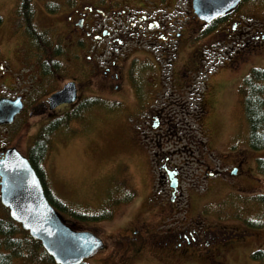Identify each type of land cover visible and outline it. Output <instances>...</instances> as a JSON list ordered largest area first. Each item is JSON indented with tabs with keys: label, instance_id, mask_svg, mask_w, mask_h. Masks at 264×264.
Returning a JSON list of instances; mask_svg holds the SVG:
<instances>
[{
	"label": "rangeland",
	"instance_id": "obj_1",
	"mask_svg": "<svg viewBox=\"0 0 264 264\" xmlns=\"http://www.w3.org/2000/svg\"><path fill=\"white\" fill-rule=\"evenodd\" d=\"M17 1L0 0V45L6 48L11 63L17 69L20 66L24 77L30 68L25 54L28 50L24 48L31 46L25 34L23 38L27 42L24 44L17 43L14 36L19 25L15 12ZM103 1L36 0L33 18L40 30L48 31L51 42L61 49L56 56L60 65L53 71L50 87L51 91L63 87L53 95L64 90L70 78L78 76L76 67L81 62L93 60L92 63L100 67L92 81L95 91L86 95L85 100L102 104L93 106L87 113L83 111L85 116L80 113L75 120L64 119L65 123L51 132L50 141L47 139L50 149L44 162L45 185L71 210L94 212L111 206L113 217L102 221H80L61 213L62 219L73 229L93 232L104 242V247L83 263L259 264L252 253L264 248V225L250 226L242 217L245 215L241 213L238 217L236 210L241 208L248 213L246 209L252 205L250 198L264 195V173L257 168V160L264 158V148L253 149L249 144L250 128L240 93V85L249 72L253 68L264 69V0H241L235 4L233 9L244 2L238 10L243 11V18L234 22L231 37L225 36V42L219 40L220 37L216 42L205 40L202 44L207 46L199 47L198 51L180 45L181 59L175 60L172 54L161 58L158 64L144 53L136 55L148 47L145 40L120 46L121 56L113 69L124 74L132 58H137L132 83L134 77L140 82L147 80L154 89H159L157 98L152 97L154 90L143 84L142 88L134 87V91L142 90L145 95L129 97V78L124 79L120 90L109 88V79L102 76L105 66H111V40L91 46L94 55L79 47V32L70 36L77 24L69 25L68 11L76 6L96 4L106 11L112 9L111 13L127 8L113 5V0L103 5ZM137 1L138 5H134L139 7L141 15H149V18L156 15L152 11L146 14L142 0ZM156 3L160 5V0ZM49 6L57 9L49 11ZM176 6L192 16L191 0H178ZM161 7L156 10L157 14ZM117 16L115 22L111 16L108 19L99 12L86 25L92 31L114 27L128 31L134 14L130 11ZM180 22L187 29L201 27L198 18ZM84 44L89 45L87 40ZM213 44L211 48L209 45ZM201 50L206 51L209 58L205 63L200 61ZM89 55L94 58H88ZM44 81L36 79L38 85ZM64 102L52 107L49 99L50 111L42 114V110H38L35 118L38 133L43 125L55 121L60 114L66 115L64 108H56ZM154 115L159 117V122L155 123ZM36 131L31 127V132L24 136L20 145L23 152L28 145L25 140L30 144ZM165 171L170 173V178L164 187L162 174H166ZM180 187L182 191L178 195ZM6 214L0 209V217ZM219 228L223 231L219 233L220 240L212 239L198 249H174L175 241L166 240L178 233L184 237V232H188V238L203 233L209 239L217 235ZM130 235L139 240L143 237L137 249L126 245L132 243L125 239ZM33 254L36 259H46L41 251ZM40 260H15L13 264H38ZM42 264L59 263L53 258Z\"/></svg>",
	"mask_w": 264,
	"mask_h": 264
},
{
	"label": "flooded vegetation",
	"instance_id": "obj_2",
	"mask_svg": "<svg viewBox=\"0 0 264 264\" xmlns=\"http://www.w3.org/2000/svg\"><path fill=\"white\" fill-rule=\"evenodd\" d=\"M107 0L103 1V5L106 4ZM134 1V2H133ZM178 0H160V5L156 3V0H149V5H146L143 0L140 1V3L143 2V7L146 9V14L149 11H152L156 13L155 16H152L149 18V15H141V11L139 7L134 5H138L137 0H113V5H126L127 8H119V11L111 13L113 10L101 8L99 5H90L86 6L84 4L80 6H76L68 11V18H69V25L71 27L75 26L77 24V27L73 29V32L71 31L70 36L73 37L74 34L77 32L80 33V48L82 50H88L94 52L91 46H96L97 43L102 40H108L107 42L110 43V40L112 42L113 46V52H111L109 59L111 61V66L106 65V71H104V78L109 79L110 85L109 88L118 91L122 88V83L125 81L124 79L129 78V97H136L139 98L143 94L142 90H140L138 93L134 91L135 88H142V84L148 86V89L154 90L152 93L153 98H157L159 89H154L151 83H147V80H141L139 81L138 77H134L133 80V74H135L134 70V62L137 60V58H132L131 60V66L128 67V71L126 70L124 74L119 70L113 69L117 66L118 59L120 58V46H124L126 43H137L141 40H145L148 42V47L146 50H140V53L136 55H141V53H144L149 59H153L160 64V59L163 58H169L172 54L175 56V60L181 59L180 56V48L181 45L185 48L198 51V48L204 49L207 45L202 44L203 41H215V39L218 37L219 40L225 42V36L231 37L232 35V29L234 28V22H240V18H243V14H241V11H238L243 1L240 3V6L232 8V10L229 12V10L225 13V10L223 13H220L219 16L216 15V17L213 19L212 22H206L205 19H202V17L199 16L198 12L195 9V0H191V9H192V16H188V14L183 13L182 10H180L181 7L176 6ZM190 1V0H188ZM214 1V0H212ZM219 1V0H217ZM187 2V0H186ZM129 4H131L129 6ZM159 6H162L161 12L157 14L156 10ZM87 7V8H86ZM98 8H100L102 11H100ZM247 8V7H245ZM95 9V10H94ZM238 12H235V11ZM131 11V13L134 14V17L129 23V29L126 32H123L119 30V28L114 27L112 30L102 29L100 31H92L90 29V26L87 27L86 23L89 22L94 14L99 15V12H102L105 17L108 16V19L114 20L117 22L118 16L121 14H127ZM140 11V12H139ZM180 11V12H179ZM111 14V15H108ZM188 16V17H187ZM215 16V15H213ZM132 17V16H131ZM237 17V18H236ZM142 18V19H141ZM192 18H198L200 19L201 27L199 29H187L185 26L183 27V24L180 21H189ZM188 19V20H187ZM111 24V22H109ZM90 24V23H89ZM140 24V25H139ZM20 29L17 27V32L14 33L15 38H17V43L21 42L20 44H24V42H27L24 40L23 36V29L24 26L21 24L18 25ZM19 30V31H18ZM185 32V33H184ZM103 33L105 35H103ZM196 33L195 35H193ZM21 34V35H19ZM226 34V35H225ZM264 34V33H263ZM240 35V34H239ZM9 37V35H8ZM12 37V36H10ZM21 37V39L19 38ZM88 41L89 45L84 44V41ZM219 43H221L219 41ZM211 48H214L213 45H209ZM18 45L16 44V48ZM28 51L25 53L28 58V65H29V71L27 74L23 77L22 76V70L19 66V69H17V66L11 63V58L6 55V48H4V45H0V166H2L10 157V154H13V152L19 153L20 155L23 154L24 157H26L29 160L28 156V150L30 144L25 140L27 148L26 151L23 152L21 149V143L23 142L24 136L28 133V131L31 132V127L35 128V131L37 130V122L36 117L38 115V110L41 109L42 114L45 112H49V97L51 94H53L55 91H59L63 86L59 87L58 89L51 91L50 83L53 79V72L50 74H44L41 69V62L38 60L37 53L33 51L31 47L28 45L24 48ZM133 51V50H131ZM203 55V57H202ZM78 57V56H77ZM88 58L92 59L94 57L87 56ZM208 57L206 56V51L201 50V63H205L208 61ZM72 60V59H69ZM66 61L68 59L66 58ZM91 60L89 63H83L76 67V74L78 75L76 78H70L69 81L74 82L76 89V93L78 94V99L75 101V103H62L58 105L56 108L63 109L65 112H68L72 109H74V105L77 103H81L85 98L86 95H90L91 91H95L92 85V81L94 78L98 76L99 73V65L96 66V64ZM106 64V62H104ZM172 65L173 62H170ZM203 65V64H202ZM196 68V66L194 67ZM200 68H202L200 66ZM132 69V70H131ZM159 69V68H158ZM194 74L197 73L196 70H193ZM130 75V77H129ZM136 75V74H135ZM134 75V76H135ZM40 78L41 81L45 80L44 82H41L39 85L36 82V79ZM93 78V79H91ZM132 79V80H131ZM196 78H194L195 80ZM193 79H190L192 81ZM189 81V82H190ZM118 82V84H117ZM139 83V84H136ZM194 83V82H193ZM117 84V85H116ZM159 85V83H158ZM38 86L39 89H38ZM192 86V85H191ZM191 86L188 88L190 89ZM150 93V92H149ZM39 97V99H38ZM40 101V103H39ZM44 103V104H43ZM39 105H42V108H39ZM55 108V109H56ZM53 110V109H52ZM155 119H157V122H159V117L154 115ZM154 119V120H155ZM153 121V120H152ZM38 130L36 131L34 138L37 137ZM33 136L31 139H34ZM30 164L32 165L31 161L29 160ZM32 167L35 170L36 175L38 176L41 185L43 187L44 193V182L42 181L41 177L38 175L36 168L32 165ZM166 170H168L167 164H165ZM1 170V167H0ZM166 172V171H165ZM166 172V174H162V182L165 183L169 182L170 173ZM181 179V177H180ZM2 186H3V175L0 173V209H8L10 212V209L5 206L2 202ZM181 187L179 188V193L181 194ZM46 195V194H45ZM3 207V208H1ZM208 231V230H206ZM205 231V232H206ZM212 231V230H211ZM134 232V230H133ZM223 231L221 228H219L216 232V236L206 239L203 236V233H201V236L198 235L200 232H196L198 237L196 235H191L190 238H188V232H184L185 239L183 235L182 238H180L179 233L173 234L171 237H168L166 240H171V242L175 241V244L173 245L174 249H186V248H200L199 246L202 244L208 245V243H211L212 239L220 240L219 233ZM232 232V231H231ZM128 241H131L132 243L128 246L134 247L135 249L138 248V244H140L143 241V237L139 240L136 237H133L132 235L127 236L125 238ZM161 241L158 242L160 244ZM167 243V242H166ZM126 246V247H128ZM137 246V247H135Z\"/></svg>",
	"mask_w": 264,
	"mask_h": 264
},
{
	"label": "trees",
	"instance_id": "obj_3",
	"mask_svg": "<svg viewBox=\"0 0 264 264\" xmlns=\"http://www.w3.org/2000/svg\"><path fill=\"white\" fill-rule=\"evenodd\" d=\"M36 0H18L16 3L15 12L19 24L24 26V34L29 39V44L33 51L37 53L38 60L41 62V69L44 74L52 73L58 65L56 56L61 52V49L54 45L51 41V36L48 31H41L37 26V22L33 20ZM58 7V4H57ZM55 8H50L53 11ZM20 27L18 26V29ZM19 31V30H18ZM21 35V34H19ZM60 65V64H59ZM58 65V66H59ZM240 93L243 100L246 117L248 120L250 134L249 144L253 149L264 148V69L253 68L244 78L240 85ZM102 104V102L93 103L88 100H83L79 107L74 108L71 112L66 113L63 117L60 115L55 121L43 125L39 130L28 150L29 160L36 168L38 175L42 181H46V172L44 162L49 153V144L51 132L61 127L65 120H75L83 115L82 112H89L93 106ZM84 116V115H83ZM65 119V120H64ZM54 130V131H53ZM48 139V140H47ZM257 168L261 173H264V158L257 160ZM45 194L50 203L62 214H66L80 221H102L113 217L111 206L103 207L99 211L90 212L87 209L79 211L73 209L51 191L44 183ZM240 198L238 197L237 200ZM244 199V198H241ZM251 207L247 208L245 213L241 208L236 210V215L239 217L242 214L243 219L248 221L250 226L259 228L264 225V195H255L250 198ZM256 212H255V211ZM6 215L0 217V264H13L15 260L24 262H36L37 257L33 254L36 250L41 251L42 256L46 259L40 260L38 264L48 263L53 261V258L42 246L40 240L32 237L25 230L21 223L15 221L9 214L8 209H5ZM253 259L264 264V248L257 249L253 253ZM84 264V263H83Z\"/></svg>",
	"mask_w": 264,
	"mask_h": 264
},
{
	"label": "water",
	"instance_id": "obj_4",
	"mask_svg": "<svg viewBox=\"0 0 264 264\" xmlns=\"http://www.w3.org/2000/svg\"><path fill=\"white\" fill-rule=\"evenodd\" d=\"M240 1L195 0V9L209 22L211 17L222 13V10L226 12ZM71 86L67 84L64 90L50 97L52 107L63 101L75 100V90L70 89ZM0 167L3 204L10 209V216L15 221L42 242L56 263L80 264L104 247L99 236L90 231L75 230L61 218L45 196L41 182L26 157L13 152Z\"/></svg>",
	"mask_w": 264,
	"mask_h": 264
}]
</instances>
